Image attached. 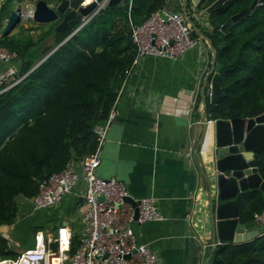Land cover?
Segmentation results:
<instances>
[{"label": "trees", "instance_id": "obj_1", "mask_svg": "<svg viewBox=\"0 0 264 264\" xmlns=\"http://www.w3.org/2000/svg\"><path fill=\"white\" fill-rule=\"evenodd\" d=\"M11 1L4 0L0 6V19ZM214 1L201 0L198 8L205 11ZM251 1L227 0L205 13L203 28L189 15L210 39L219 65L222 94L217 104L206 98L210 119L253 118L264 112V0L226 31L221 30L229 17ZM166 2L122 0L105 5L66 41L74 28L55 31L59 21L46 26L40 23L35 36L25 27L17 33H1L0 46L19 56L20 76L51 53L18 84L0 93V226H15L20 214L18 199L35 195L41 178L95 150L94 127L107 120L135 56L130 24H140ZM192 36L199 37L193 29ZM34 51L40 56L37 60L32 57ZM197 100L199 104L200 96ZM258 173L264 181V149L259 154ZM237 200L240 222L255 224L254 214L264 209V191L248 189ZM44 228V224H34L33 233ZM77 245V234H73L70 252ZM6 254L12 251L0 235V256ZM209 264H264V234L242 243L217 245Z\"/></svg>", "mask_w": 264, "mask_h": 264}, {"label": "crops", "instance_id": "obj_2", "mask_svg": "<svg viewBox=\"0 0 264 264\" xmlns=\"http://www.w3.org/2000/svg\"><path fill=\"white\" fill-rule=\"evenodd\" d=\"M54 3L50 0L49 4ZM181 8L175 2L170 9ZM193 10L194 17L207 25L205 11ZM210 65L203 41L175 60L144 58L126 83L102 147L97 174L122 181L133 198L152 195L164 216L162 221L134 228L136 240L148 245L159 264H205L211 253V240L202 228V208L198 206L201 178L195 172L194 155L203 129V107L197 99ZM207 87L204 94L207 92L209 99ZM187 156L189 164L185 163ZM66 199L82 208L76 221L81 224L85 206L82 190L77 186L63 201ZM45 217L35 225L50 227L51 223L52 232L63 222L73 228L74 220L53 215L50 221ZM245 227L246 231L257 229L255 224Z\"/></svg>", "mask_w": 264, "mask_h": 264}, {"label": "built area", "instance_id": "obj_3", "mask_svg": "<svg viewBox=\"0 0 264 264\" xmlns=\"http://www.w3.org/2000/svg\"><path fill=\"white\" fill-rule=\"evenodd\" d=\"M182 1L177 0L180 7ZM92 2L97 3L95 14L107 5L108 0H82L80 6ZM33 10L34 5L29 10L30 17ZM90 18L91 16L83 19L81 26ZM130 25L135 56L131 66L125 70V78L107 120L94 127L97 140L95 150L79 161H68L60 171L41 178L37 192L32 197H20L31 212L50 209L78 186L82 190L85 206L80 216L83 227L77 234L76 249L70 252L73 236L71 228L66 224H59L53 232L50 227L38 230L33 236V248L22 250L14 258L1 259L0 264H159L157 255L148 245L137 242L131 227L133 222L142 224L164 219L155 198L152 195L133 198L122 181L115 177L103 178L97 174V169L119 98L134 69L148 56L175 60L202 42V39L192 36V27L181 9L161 7L140 24ZM1 33L0 30V35ZM45 58H40L20 76L21 61L18 54L0 46V93L18 84ZM216 121L217 119L208 117L206 120L208 125H213ZM127 197H131L135 205L127 201ZM254 223L258 234H264V209L254 214ZM53 241L58 243L55 251L49 248ZM63 244L66 246L63 247ZM222 244L223 241L220 240L215 243L216 246Z\"/></svg>", "mask_w": 264, "mask_h": 264}, {"label": "water", "instance_id": "obj_4", "mask_svg": "<svg viewBox=\"0 0 264 264\" xmlns=\"http://www.w3.org/2000/svg\"><path fill=\"white\" fill-rule=\"evenodd\" d=\"M101 2L102 0H97ZM122 0H108L107 5L114 6ZM227 0H215L206 9L210 14L213 10L223 5ZM261 0H252L248 7L233 14L221 26L226 31L229 26L238 19L247 15ZM82 0H58L49 6L46 0H37L31 19L37 23H52L59 21L55 31L74 28L72 33L64 40L77 32L83 24V19L94 15L97 3L92 2L86 6H80ZM194 6H198L201 0H191ZM187 0L182 1V13L192 29L210 44L212 59L209 71L206 73L200 98L202 111V134L194 148L197 165L196 175L201 178L198 186L201 206V217L204 222L202 227L209 233L212 251L216 248V241L242 243L258 236L257 229L246 231L245 224L239 220L237 196L248 189L258 188L264 191V181L258 173V158L264 149V112L253 118L234 117L229 120H217L215 124L208 125L206 114L205 87L209 85V103L217 104L221 99L222 90L219 85V65L216 63V51L211 45L210 39L205 36L190 18L186 9ZM19 10H13L8 16L2 34H11L21 20ZM49 41V40H47ZM51 53V51H50ZM192 158V157H191ZM185 163L189 164L188 156ZM133 203L131 197L126 198ZM84 201V198H83ZM63 224H68L63 222ZM133 231L137 223H131ZM135 232V231H134ZM139 243V241L137 240ZM58 243L53 241L49 248L56 250ZM211 253L205 264H209Z\"/></svg>", "mask_w": 264, "mask_h": 264}, {"label": "rangeland", "instance_id": "obj_5", "mask_svg": "<svg viewBox=\"0 0 264 264\" xmlns=\"http://www.w3.org/2000/svg\"><path fill=\"white\" fill-rule=\"evenodd\" d=\"M36 1L37 0H19V1L12 0L11 2H9L4 7L5 11H4L3 16L0 19V30H2L3 27L5 26L6 20L8 18L7 13L9 11L12 12L13 10H19L22 17H21V20L16 25V27L12 30V33L20 32V28L25 27L29 29L31 28L33 30L31 31V34L35 36L40 31L39 29H35V28H39L38 26H40L39 25L40 23L34 22L31 19V17H28V13H29V10H31V8L33 7V5H35ZM167 1H168L167 5L164 6L165 9L172 8L175 5V2H177V0H167ZM3 2L4 0H0V6L3 4ZM47 2H50V0H47ZM49 6H52V5L49 4ZM193 8L198 10V6H194L191 2H189L187 5V10L189 14L192 15V17H194V14H195V11L193 10ZM195 22L200 26V28L204 27L203 19L195 18ZM48 24L49 23H45V26ZM202 41L204 43L207 53L209 54V59H212V50L210 48L209 42L203 39ZM46 43L50 44V41H46ZM32 57L34 60H37L40 56L37 53V51H34L32 54ZM36 63L37 61H35V64ZM207 97L208 96L206 93V98ZM123 98H124V95H123ZM63 200L54 208L39 209V210L31 212L30 208H28L27 205L23 204V201L19 198L18 202H19V207H20V214H18V217L16 220L17 222L15 223V228L8 227V225L0 226V235L7 239V242L9 243L8 245L12 251V254L1 255L0 259H3L5 257L14 258L22 250L34 247L33 225L35 223L40 222L39 219H41L43 215L46 216L45 217L46 219L50 218V221H52L53 215L55 217H62V218L74 220L72 230L76 234H79L83 225L79 224V222H76V221L78 219L79 213H81L82 211V208H80V206L78 207V205H76V207L72 206L71 203L67 199L66 201H63ZM44 225L48 227L46 224ZM50 227H51V223H50Z\"/></svg>", "mask_w": 264, "mask_h": 264}, {"label": "clouds", "instance_id": "obj_6", "mask_svg": "<svg viewBox=\"0 0 264 264\" xmlns=\"http://www.w3.org/2000/svg\"><path fill=\"white\" fill-rule=\"evenodd\" d=\"M188 12V11H187ZM189 14V13H188ZM82 27V26H81ZM202 39V38H201ZM50 54V51L47 53V54H45L43 57H47L48 55ZM39 60V59H38ZM37 60V61H38Z\"/></svg>", "mask_w": 264, "mask_h": 264}, {"label": "flooded vegetation", "instance_id": "obj_7", "mask_svg": "<svg viewBox=\"0 0 264 264\" xmlns=\"http://www.w3.org/2000/svg\"><path fill=\"white\" fill-rule=\"evenodd\" d=\"M199 6V5H198ZM187 9V8H186ZM199 9V8H198ZM200 10V9H199ZM202 10V9H201ZM188 11V10H187ZM203 11V10H202ZM204 12V11H203ZM189 13V12H188ZM191 14H193V13H191ZM190 15V14H189ZM195 16V15H194ZM194 19H195V17H193Z\"/></svg>", "mask_w": 264, "mask_h": 264}, {"label": "bare ground", "instance_id": "obj_8", "mask_svg": "<svg viewBox=\"0 0 264 264\" xmlns=\"http://www.w3.org/2000/svg\"><path fill=\"white\" fill-rule=\"evenodd\" d=\"M86 1H90V0H86ZM28 16L30 17V13L28 14ZM66 246V245H65ZM65 246H63V247H65Z\"/></svg>", "mask_w": 264, "mask_h": 264}]
</instances>
